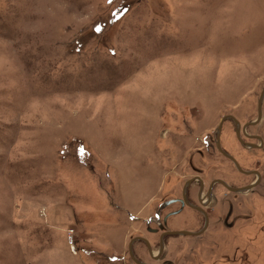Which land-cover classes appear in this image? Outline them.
I'll return each instance as SVG.
<instances>
[{"label": "rangeland", "instance_id": "1", "mask_svg": "<svg viewBox=\"0 0 264 264\" xmlns=\"http://www.w3.org/2000/svg\"><path fill=\"white\" fill-rule=\"evenodd\" d=\"M263 86L264 0H0V264H135L133 236L196 232L187 206L161 223L188 179L257 177L218 141L259 182L215 185L206 230L133 252L264 264V95L258 149L217 129L254 120Z\"/></svg>", "mask_w": 264, "mask_h": 264}, {"label": "flooded vegetation", "instance_id": "2", "mask_svg": "<svg viewBox=\"0 0 264 264\" xmlns=\"http://www.w3.org/2000/svg\"><path fill=\"white\" fill-rule=\"evenodd\" d=\"M256 117H257V114H256ZM226 119H228V118H226ZM225 119V120H226ZM229 119H232V118H229ZM224 120V121H225ZM234 120V119H233ZM234 122V126L236 127V128H234V131L235 130H238L239 131V135H240V139L242 140V142H240V140H239V143L242 145V146H244V147H247V148H254V149H258L259 147H260V144H259V146H258V143H259V139H258V133H256V132H249V131H247V127L248 126H253V125H255V124H257V123H255V124H249V125H247L244 129L243 128H240V127H242V126H240V125H238V126H236V122H235V120L233 121ZM246 123V122H245ZM220 136V135H219ZM242 137H244L245 139H243ZM216 142H217V136H216ZM254 144H256L257 146H253ZM216 148H217V143H216ZM218 149V148H217ZM219 150V149H218ZM221 153V152H220ZM221 154H223V153H221ZM224 155V154H223ZM225 157H227L228 159H230L231 161H233L230 157H228V156H226V155H224ZM244 171H249L250 173H245V172H242V171H240V172H242V173H244V174H246V175H256V173L254 172V171H257V168H253V169H251V170H245V169H243ZM191 178H193V180L192 181H190V182H188L187 183V181L185 182V184H184V187H182V189H181V192H180V196L179 197H176V198H172V199H170V200H175V201H173V202H169V203H167V204H171V203H178L179 204V208H178V210H176V211H173V212H175V213H173L172 211H170V212H167L163 217H162V221H161V223H162V225H164V226H166V222H167V220H168V218L170 217V216H172V215H176V214H178V213H180L182 210H183V208L185 207V206H187L188 208H190V209H193V210H195L197 213H199L200 215H201V217H202V219H203V224H202V226L199 228V230H201L204 226H205V221H206V217H207V220H208V222H207V226H206V228L204 229V230H206L207 228H208V226H209V214L205 211V207H206V201L208 200V199H210L211 198V196L214 194V190H215V185H221L223 188H227L226 187V183L222 180V179H220V178H212L210 181H208V182H205L202 178H200L199 176H193V177H191ZM189 180V179H188ZM195 182V186H196V192H195V199L199 202V204H197V203H193V202H191L190 200H189V198H190V195H189V190H190V186L193 184ZM226 184V185H225ZM227 186H229V185H227ZM231 187V186H230ZM252 188V187H251ZM229 190V189H228ZM231 191V190H230ZM170 200H167V202L168 201H170ZM166 230H168V229H165V230H163L162 232H164V231H166ZM199 230H197V231H199ZM203 230V231H204ZM202 231V232H203ZM161 232V233H162ZM195 232V231H194ZM161 233H160V235H161ZM160 235H159V238H160ZM177 235V234H176ZM199 235V234H198ZM167 236H171V235H165L164 237H163V239H162V243H163V248H164V244H165V238L167 237ZM159 238H158V249H157V251L159 250V246H160V240H159ZM137 241H140V242H142V243H144L143 241H141V240H137ZM144 245H145V243H144ZM145 247H146V245H145ZM151 247V246H150ZM146 250H147V247H146ZM151 250H152V248H151ZM152 252H153V250H152ZM147 253H148V255H149V252H148V250H147ZM162 253H163V251H162ZM149 257H150V255H149ZM151 258V257H150ZM139 259V258H138ZM152 259V258H151ZM153 260H157V259H153ZM150 264V263H149Z\"/></svg>", "mask_w": 264, "mask_h": 264}, {"label": "water", "instance_id": "3", "mask_svg": "<svg viewBox=\"0 0 264 264\" xmlns=\"http://www.w3.org/2000/svg\"><path fill=\"white\" fill-rule=\"evenodd\" d=\"M263 95H264V86L262 87V89H261V91H260V94H259V97H258V101H257V117H256L254 120H252V121H249V122L244 123L243 126H242L243 129H244L247 125H249V124H255V123L259 122V120L261 119V117H262L261 103H262ZM226 118H232V119H234L235 122L237 123V120H236L232 115H230V114H228V115H224V116L221 118V120L219 121V124H218V127H217V129H218V133L220 132L221 127H222V124H223V122H224V120H225ZM236 134H237V138L240 140V142H242V140L240 139V135H239V131H238V130H236ZM260 145H261V144H260ZM253 146H257V145L254 144ZM258 146H259V144H258ZM217 148L219 149V151H220L221 153H223L224 155L230 157V158L233 160V162L235 163V165L237 166V168H238L239 171H242V172H245V173H250L249 171H244V170L240 167V165L237 163V161L235 160L234 157L230 156V155L227 154L225 151H223V149L221 148V146H220V144H219V141L217 142ZM254 172L256 173V176H257V177H256V180H255L254 182H252V183H250V184H247V185H244V186H240V187H230V186H227V185L225 184L226 187H227V189H229V190H231V191H241V190H247V189H250L251 187H253L254 185H256V184L259 182V179H260V174H259V172H258V171H254ZM192 180H193V178H190L189 180H187V183L190 182V181H192ZM173 201H175V200H170V201H168L167 203H169V202H173ZM207 222H208V220H207V217H206L205 226H204L201 230L196 231V232H193V231H187V230H166V231L162 232L161 235H160V238H159V240H160L159 250H158L155 254H153V252H152V250H151V247H150V243H149V241H148L145 237H143V236H133L132 238H130V240H129V242H128V252H129V255L131 256L132 261H133L135 264H149L148 262H145V261H143V260H140V259H138V258L135 256V254H134V252H133V243H134L135 241H137V240H141V241H143V242L145 243L146 247H147V250H148V252H149L150 257H151L152 259H158V258L161 256L162 251H163V243H162V239H163V237H164L165 235H176V234H183V235H198V234H200V233L206 228V226H207Z\"/></svg>", "mask_w": 264, "mask_h": 264}, {"label": "snow or ice", "instance_id": "4", "mask_svg": "<svg viewBox=\"0 0 264 264\" xmlns=\"http://www.w3.org/2000/svg\"><path fill=\"white\" fill-rule=\"evenodd\" d=\"M125 11H127L126 9H125ZM97 31H100V28L99 27H97V29H96Z\"/></svg>", "mask_w": 264, "mask_h": 264}, {"label": "crops", "instance_id": "5", "mask_svg": "<svg viewBox=\"0 0 264 264\" xmlns=\"http://www.w3.org/2000/svg\"><path fill=\"white\" fill-rule=\"evenodd\" d=\"M153 254H155V253H153Z\"/></svg>", "mask_w": 264, "mask_h": 264}]
</instances>
